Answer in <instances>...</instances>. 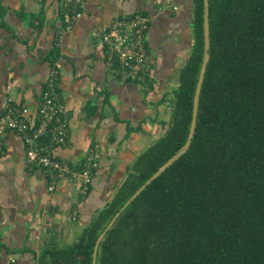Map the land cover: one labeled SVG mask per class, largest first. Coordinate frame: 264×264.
Listing matches in <instances>:
<instances>
[{"label":"trees","instance_id":"1","mask_svg":"<svg viewBox=\"0 0 264 264\" xmlns=\"http://www.w3.org/2000/svg\"><path fill=\"white\" fill-rule=\"evenodd\" d=\"M203 12L204 0H194L192 50L178 85L160 101L170 110L166 130L137 155L77 238L43 249L38 264H91L95 240L115 212L185 143ZM209 12L210 58L192 141L120 213L97 264H264V0H209ZM59 54L56 43L52 63Z\"/></svg>","mask_w":264,"mask_h":264},{"label":"crops","instance_id":"2","mask_svg":"<svg viewBox=\"0 0 264 264\" xmlns=\"http://www.w3.org/2000/svg\"><path fill=\"white\" fill-rule=\"evenodd\" d=\"M84 1V14L65 29L63 0H0V112L27 106L36 113L58 43V90L69 139L54 154L75 168L94 153L99 162L87 194L74 174L62 176L51 191L44 169L27 162L23 136L6 132L0 147V264H38L43 249L77 238L137 155L166 130L170 110L160 101L178 85L193 47L194 0ZM136 11L150 16L148 72L123 80L106 63L100 33L113 17Z\"/></svg>","mask_w":264,"mask_h":264},{"label":"built area","instance_id":"3","mask_svg":"<svg viewBox=\"0 0 264 264\" xmlns=\"http://www.w3.org/2000/svg\"><path fill=\"white\" fill-rule=\"evenodd\" d=\"M63 3L66 9L65 29H69L84 14L85 1L63 0ZM73 3L78 9L71 7ZM149 22L150 16L143 11L121 14L113 17L100 33L105 46L106 63L123 80H140L148 72L146 34ZM61 69L59 60L52 63L35 114H30L27 106H9L0 112V147L7 131L20 133L26 145L27 162L44 169L49 190L56 188L62 176L74 174L80 180L81 192L87 193L99 164L95 158L97 154L87 157L81 168L73 167L54 154V149L65 145L69 139V115L58 90Z\"/></svg>","mask_w":264,"mask_h":264},{"label":"water","instance_id":"4","mask_svg":"<svg viewBox=\"0 0 264 264\" xmlns=\"http://www.w3.org/2000/svg\"><path fill=\"white\" fill-rule=\"evenodd\" d=\"M203 58L200 66V71L198 79L195 86L194 97H193V109L192 118L189 127V132L185 143L165 162H163L123 203V205L115 212L112 218L109 220L104 229L97 236L92 253L91 264H97L98 250L101 240L104 238L107 231L112 227L117 217L126 208V206L131 203V201L157 176H159L167 167H169L177 158L181 156L189 147L196 127L198 107L200 101V95L202 90L203 81L205 78V73L210 58V12H209V0H204V12H203Z\"/></svg>","mask_w":264,"mask_h":264}]
</instances>
